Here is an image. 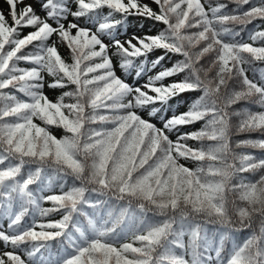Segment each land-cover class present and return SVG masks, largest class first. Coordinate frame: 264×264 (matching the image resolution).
<instances>
[{
    "label": "snow or ice",
    "instance_id": "snow-or-ice-1",
    "mask_svg": "<svg viewBox=\"0 0 264 264\" xmlns=\"http://www.w3.org/2000/svg\"><path fill=\"white\" fill-rule=\"evenodd\" d=\"M4 2L0 264H264V0Z\"/></svg>",
    "mask_w": 264,
    "mask_h": 264
},
{
    "label": "trees",
    "instance_id": "trees-1",
    "mask_svg": "<svg viewBox=\"0 0 264 264\" xmlns=\"http://www.w3.org/2000/svg\"><path fill=\"white\" fill-rule=\"evenodd\" d=\"M4 0H0V10L2 9L3 5H4ZM234 7V6H233ZM7 11H8V8L6 9L5 13L7 14ZM71 19V17L69 18ZM140 24H143L144 26L146 25V28H145V32L144 33H148V34H155L156 33V30L157 29H160L162 26L159 25V24H154L153 21H150V20H145L143 18H140V19H137L135 17H132L130 18V24L129 26H139L140 27ZM261 25V22L257 21V22H254L253 25H249L245 30V38H246V34L248 32H251L253 30H255L256 27L260 26ZM31 29H25L24 30V34H27L28 31H30ZM60 52L61 54L64 56L65 59L68 58V50L64 47H61L60 48ZM159 54H162V53H156V55H159ZM260 65L257 66V68H259ZM251 75V73H250ZM68 90V89H66ZM56 91V97L60 94V90H54ZM55 97V99H56ZM54 99V100H55ZM181 110H183L181 108ZM197 128L199 127V125L196 126ZM53 131V134L56 135L57 137H60L62 135V130L61 129H56V128H53L52 129ZM174 138V137H173ZM247 138H260V135L259 133H255V134H240L239 136H234L233 139L234 140H237V139H247ZM191 143H195V142H191ZM247 151H252L254 153H258V150H252V149H247ZM245 175H249V174H245ZM59 183V181H56L55 179L53 180V184H52V191L54 192H59L60 189L59 187L57 186ZM73 183V180L71 177H68V185L67 186H71V184ZM77 185L79 184L78 181L75 182ZM66 186V187H67ZM45 207H48L50 205L48 204H45L44 205ZM149 216L151 217V214H149ZM60 216L59 214L57 213H53L51 216L47 217L46 219H49V220H57L59 219ZM158 219V218H157ZM219 226L218 225H213V224H209L207 225V228L210 232V234L212 232H214ZM248 235V230H244V231H241V232H236L233 236V239L236 241V242H240L242 241L246 236ZM0 245L3 247L2 243H0ZM229 247H230V244H229ZM61 248V246L59 244H56V242H53V248H52V254L55 256L58 252V250Z\"/></svg>",
    "mask_w": 264,
    "mask_h": 264
},
{
    "label": "rangeland",
    "instance_id": "rangeland-1",
    "mask_svg": "<svg viewBox=\"0 0 264 264\" xmlns=\"http://www.w3.org/2000/svg\"><path fill=\"white\" fill-rule=\"evenodd\" d=\"M145 3H150V0H144ZM153 8H155V5H152ZM6 5L4 4L3 7H2V10H6ZM145 28H146V25L144 26L143 29H141L139 26L135 25V26H129L128 28V32H129V35L133 32H135L137 35H143L144 32H145ZM46 94L49 96L50 99H55L56 97V91L54 90H51V89H46ZM183 162V161H182ZM191 166V165H189ZM3 247L0 245V249H2Z\"/></svg>",
    "mask_w": 264,
    "mask_h": 264
}]
</instances>
